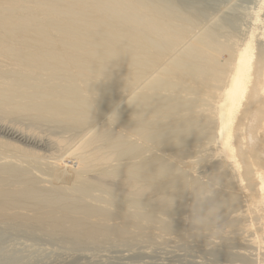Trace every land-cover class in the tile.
I'll list each match as a JSON object with an SVG mask.
<instances>
[{"label": "bare ground", "instance_id": "1", "mask_svg": "<svg viewBox=\"0 0 264 264\" xmlns=\"http://www.w3.org/2000/svg\"><path fill=\"white\" fill-rule=\"evenodd\" d=\"M260 1V6L258 4V9L254 8L256 10L252 14L247 11L251 15V26L242 28L241 16L235 13L234 8L228 16L222 10L219 14H225V17L219 16L220 18L210 22V28L207 21L214 20L215 18H211L214 14L209 15L205 12L207 10H201L209 16H204L206 18L200 22L196 20L197 23L194 24L192 22L195 20H189L191 16L187 15L188 11L183 13L181 6L167 0H128L141 6L131 14L132 18L129 14L99 9L96 5L101 0H0V108H12L13 110L8 109L11 111L8 115L17 111L15 108L39 115L42 113L41 115L51 116V119H62L69 122H64L67 125L81 128L74 138L73 135L70 139L50 137L53 151L45 153L48 154V161L39 162L38 168L44 164L48 165V170L53 169L52 173L54 169H61L60 172L66 170L79 174L78 176L83 174V177L86 173L89 175L90 172L99 170L98 175L94 173L97 175L95 177H79L86 179L84 184L87 189V185L91 188L93 185L94 190L96 187L102 189L108 184L106 182L104 185L103 179L111 178L113 181L109 182H115L114 191H132L130 173L139 166H142L141 175L146 180L162 162L173 163V166L170 164L172 168L182 165L188 167L185 162L189 160L177 159V153H172L171 147L183 144L192 137V131H195L196 139L207 140L203 144L199 141L197 146L210 153L206 160L203 158L206 163L214 160L212 179L218 178L219 185L227 183L230 187L216 202L222 205L221 209L223 206L226 208L242 202L243 205L238 207L237 204L233 212L244 216V229L257 225L259 233L255 232L252 243L257 245L262 254L261 264H264V13L261 14L264 0ZM195 3L194 1L193 4ZM216 10L220 11V8ZM224 19L227 20L226 24H236L242 32L241 37L236 38V32L231 33L235 37L228 32L230 26L226 29V24H222ZM244 19L242 16V20ZM225 36L227 42L224 41ZM101 48H119L120 51L108 63L103 78L97 81L93 80V67L99 59L97 53ZM223 54L226 56L222 57ZM95 89L96 93L90 92ZM126 92L139 97L137 107L127 103ZM3 111L6 113V110ZM113 111H116L117 118L111 124L108 117ZM5 117L2 119L5 120ZM149 120H152L151 124L139 127L141 122ZM162 129L163 134L159 137ZM186 129L191 131L181 134L180 142L177 143L173 133ZM9 132L18 133V137L23 139L19 132ZM21 132L24 134L23 130ZM29 140L24 138L25 142ZM158 141H164L161 144L165 147L148 146V142L157 144ZM16 143L0 139V154L23 156L26 159L46 156H40L39 151L27 150ZM139 148L151 149L148 152H154V156H145L147 158L143 160H139L140 156L134 157L138 161L133 162H126L129 161L126 158V163H121V158H129ZM156 151L158 153L155 154ZM149 158L153 159L148 160ZM3 162L6 163L4 160ZM68 162H73V165ZM73 173L65 179L75 176ZM77 177L76 179L81 180ZM183 178L182 175H176L157 180L142 197L152 198L157 195L158 202L162 204L159 197L170 195L175 202L178 197L187 194ZM2 181L0 215L4 217L12 214L10 210L20 209L25 205L41 203L40 205L47 206L59 201L57 193L38 196L39 192L25 187L15 191L11 185L12 188H4L7 183L2 184ZM173 182L178 183L172 184ZM84 184L82 187L85 188ZM143 187V183L136 186V196L142 195ZM91 192L90 190L89 193ZM32 207L35 212L37 207ZM80 207L82 210V206ZM59 210L58 208L57 211ZM85 210L84 213L82 211L83 214ZM41 211L39 210L40 213L43 212ZM93 211L94 207L92 212H88ZM48 212L45 213L47 217L50 214ZM73 212L80 213V210ZM52 213L58 217L56 212ZM54 214H50L48 218L53 219ZM96 214L99 215L97 212ZM51 221L56 223L55 220ZM51 221L48 219L50 224ZM48 222L47 227L50 225ZM54 223L50 226L59 224Z\"/></svg>", "mask_w": 264, "mask_h": 264}, {"label": "rangeland", "instance_id": "2", "mask_svg": "<svg viewBox=\"0 0 264 264\" xmlns=\"http://www.w3.org/2000/svg\"><path fill=\"white\" fill-rule=\"evenodd\" d=\"M167 1L169 3L173 1L175 2L173 4H178L179 7L181 6L182 9L179 8L178 9L179 12L181 10L183 13L188 11L187 15L189 17L191 16L189 20H191V22L195 20L194 22H192L194 24L200 22V20H204L210 14L212 15L214 14V17L211 18L213 19L215 18V19L214 20L211 19V21L209 20L207 21L209 27L211 26L210 28H212V24L210 22L215 21L216 19H218L219 16L220 17L223 16L222 18L225 17L224 16L225 14L224 15L219 14L222 13L221 12L222 10L224 11L226 10L228 13L224 11L223 13H226V16H228L230 14L229 12L231 11V9L233 10L236 9L235 13L241 16L240 19L242 23L241 24L242 28H247L251 26L250 14H252V11L254 12L256 9H258L260 3L262 2L260 0H207V1L204 0L205 2L203 0H197V1L194 0L196 3L193 4L194 3L193 0H189V1L183 0L185 3L180 0H172V1L167 0ZM180 2L183 4H181ZM184 6H186L187 9H185ZM191 7L193 9H191ZM203 7L204 8L206 7V9H204ZM218 7L220 8V11L216 10ZM197 8L200 10V12ZM263 8L261 10V14L264 13ZM213 9L215 10L212 11ZM201 10L203 12L204 10H207L205 12L206 14L209 15H205V13H203ZM216 11L218 13H216ZM244 11L245 12L250 11L251 13L249 14V12H247L248 13L247 14ZM214 12L216 13V15ZM245 14L247 17L245 16ZM196 15L198 16L196 17ZM242 16L243 18L245 17L244 20L247 22L242 20ZM193 17L194 19H192ZM239 21L240 20L238 18L237 22ZM226 23L227 20L224 19V21H222V24L225 25ZM228 23L229 24H226L225 26H227L226 29H228V25H229L230 28L228 30H230L231 32L228 30L227 31L230 34L232 33V31L236 32L234 34L239 35V36L236 35V38L241 37L240 35H242L241 34L242 32L241 30L240 31L238 30L236 24L235 23L232 24V22H228ZM224 38H225L224 41L227 42L226 41L227 36H225ZM225 56H226L225 54L222 55V57ZM90 92L96 93V89ZM1 108H0V112L2 111L1 113L3 114L0 113V118H1L0 139L5 141L6 140L12 142L14 141L15 143L17 142L16 144H19L20 147L26 148L27 150L29 149L30 151H32L33 149L37 150L36 152L39 151L38 154L39 155L41 154L40 156L46 155L45 156L46 159L40 156H38L40 157V159H26L23 158L21 154L20 155L22 157H16L15 155H11V154L6 155V153L2 155L0 154V170H2L0 174V181L5 179L4 181H2V184L3 182L4 184L7 183L6 184L7 186L3 185L4 188L14 186L13 190L15 191L23 189L22 187L30 188L31 190L36 191V193L39 192L38 196L42 194H43L42 196L49 194L52 195V192L53 195L57 193V197L59 195L58 197L59 199L57 200H59L60 202L58 201L56 203L47 206H45L44 204L40 205L41 203L30 204L31 206L27 204L28 206L25 205L26 207L23 206L22 208L20 209L16 208L15 210L12 209L13 211L12 210L10 211L12 212L13 215L9 213L10 218L11 217L13 218V219L11 218L12 220L9 218V214H7L6 217L0 215L1 216L0 264H261L262 254L257 248V245L255 246V244L252 243L253 242L252 240L255 238V232L259 233L258 231L259 229L255 224L253 228H249V229L243 228L242 223L243 220H245L244 216L242 217L241 215H237V212H233V210L236 209L237 204L239 203L237 204L234 203L230 206H227L226 208L225 206H223L224 208L220 210V216H221L220 223L226 224L224 234L222 238L218 239L216 243L209 248L207 246V241H208L207 235L204 234L196 235L195 233H193L192 231L193 226L187 219L190 218L192 215V205L194 201V194L191 189L187 187V194L178 197L171 208H168L165 205L163 206V204H160L158 202L157 195L152 198L141 197V199L139 196H136L134 203H130L129 197L132 194L131 193L132 191H124V192L114 191L113 187L115 188V182H112L113 179L111 178L109 180L107 178H106L107 180L103 179L104 185L107 182L108 186L105 185L102 189L96 187V190H94L95 187L93 185L92 188L90 187V185H87L88 186L87 189L85 185L86 184L85 180L92 176L94 177L97 176L100 173V172L98 173L99 170H97V172L95 171L97 175L94 174L95 172H90L89 175L86 173L85 174L86 176L84 175V177L83 174L82 176L80 175L81 178H86L82 180L81 178H79L80 177L78 176L79 174L77 175L70 171L66 172V170L65 171L63 170L62 172H60L61 169H56L58 171L55 172L56 170L54 169V172L52 173L53 169L51 168L52 169L51 170L49 168V170L51 171L50 173V171L47 169L48 165L45 166L44 164H42L43 166H45L44 168L42 165L41 167L38 168L39 165L38 163L41 162L42 160H43L42 162H45V160L48 161L47 155L50 153V151H53L52 141H50L52 136H54L55 138L56 137L71 138L72 137L71 135H73L72 138H74L75 137L74 135L77 136L81 128L72 127L70 124L67 125L69 122L64 121L62 119H57V118L51 119V116L41 115L42 113H40V115L39 113L37 114L36 112L34 113V112L25 111L26 112L25 113L21 109L19 110V108H15V110L17 111L14 110L15 112L13 114H10L11 111L9 110H13L11 107H10L11 109L6 107L9 110L3 108L4 110H6V113ZM8 112H10L9 113L10 115H8ZM4 113L7 116H11V117L8 118ZM31 113H33V116ZM3 115H5L6 117ZM4 117L5 120H3ZM59 120L61 122H59ZM64 122H67V124ZM151 123L152 120H149L147 122H141L139 127L149 125ZM99 124L101 123L99 122ZM12 129L15 130V132H19L20 134H22L23 139L21 137H18V133H14L15 135L12 132L10 133L9 130L13 131ZM20 130L21 131L23 130L24 134ZM33 131H35V133ZM163 131L164 129L161 130V134L159 137L162 136ZM7 132L9 133L7 134ZM20 134L19 136H21ZM191 134L192 137L189 140L185 141L183 144L180 145L175 144V146L171 147L173 148L171 149V152L177 153L176 154L177 159L183 161L191 160V159L194 160V157L197 155L199 150L201 152H205L202 151V149L197 145H199L200 143L203 144V142H206L207 140L205 138L201 140L199 138L196 139L195 131H192ZM58 135H62V136H58ZM24 136L30 140L28 142H25ZM162 142L158 141L157 144H155L154 142H148V146L154 147L155 145H157L158 148L165 147L163 144H161ZM144 148H139V150L133 151L129 155V158L124 157L123 160L121 158V161L123 162H121L120 159L118 160V162L124 163L125 162L124 159L126 160V158L127 160H129L126 162L138 161V159L136 158H138V156L141 157L143 155H144L143 157L141 158L139 157V160H143L144 158L146 159L147 157L145 156L148 157L154 156V152H152L153 154L150 153L151 149L149 148L144 149ZM137 152L142 155H138ZM156 153L158 152L156 151L155 154ZM7 156H9V158ZM1 158L6 162L5 164L4 162L2 163L3 160L1 161ZM206 158L207 156L204 159L206 160ZM151 159L153 158H149L148 160ZM204 159L199 163V166L197 168V175L199 177L212 179L214 177L212 171L213 170L212 162L214 160L213 161L211 160V162L209 161L206 163ZM68 164L73 165V162L71 163L68 162ZM170 164L173 166V163ZM26 166L28 168H26ZM31 172L33 173V175ZM72 173L75 176L77 175L78 177L77 176L76 177L81 180L76 179V177L72 175L69 177V180H66L65 178L68 177L67 175H70ZM186 175L192 176V173L187 172ZM72 177H74L75 180L72 179ZM110 180H112L111 183L109 182ZM52 183L54 184V186ZM112 183L113 186L111 187L110 185H112ZM175 183L178 182H173L172 184ZM83 184L86 190L84 187H82ZM15 188H17V190ZM89 188L94 193L92 192H91L92 194L89 193L90 192ZM229 189L230 187L227 183H225L224 185L222 184L219 185V187L216 188L214 193L215 201L219 200L222 197V195L225 193V191L227 190L229 191ZM71 190L74 192H72ZM70 192H72L74 195ZM78 192L84 194L85 198H83L84 196ZM87 194L90 197L87 196ZM69 198L74 199L72 205L70 204V202H72L71 201L72 199L69 200ZM32 205H35L37 207L38 212L39 210H42L43 212L41 211L42 213L40 212L38 213L36 209L34 210L35 212H33L34 208L32 207ZM78 205L82 206V210L80 206L78 208ZM89 205L92 207V209L94 207L93 213L88 212V211L92 212V209ZM240 205L241 206L243 205L242 202H240L238 207H240ZM39 206H43L45 208L43 207L40 208ZM57 206L60 209L59 211H57L58 209ZM29 207H31L30 209L33 212L32 214L31 211H29L30 210ZM46 207L49 209V212ZM27 208L28 211L26 210ZM73 208L74 210H78V211L80 210V213H76L77 211L73 212L74 211ZM17 209H19V211L25 209L24 210L25 212L21 211L20 213ZM45 209H47L45 211L46 214L47 212L50 214H54L52 212H56L58 217L55 216L54 214L52 216H55L57 218L55 217H53V219L48 218L50 214H48L47 217V215H45L44 213ZM83 209L84 210L86 209L85 214H83L84 213ZM95 209H97L96 212L99 213V215L96 214ZM102 209L103 211H99ZM24 213L26 215H22ZM94 213L95 215L93 216L92 214ZM250 215H247L246 217L249 218ZM35 216L38 218L34 219ZM42 216H44V218ZM2 217H4L6 220L3 219V221L1 222ZM41 218H43L47 222L48 219L49 221L55 220V222L56 223L59 222V224H56L54 223V221H51L52 222L51 224L50 222H48L50 225L54 223L57 226L53 225L52 227L49 225V227H47V222L45 221L46 222L45 225L44 220ZM15 219H17L18 221ZM26 219L28 221H26ZM10 220L12 223L10 222ZM39 222L40 224H44L45 226L40 225ZM55 227L56 230L59 228L58 229L59 231L58 230L56 231Z\"/></svg>", "mask_w": 264, "mask_h": 264}, {"label": "clouds", "instance_id": "3", "mask_svg": "<svg viewBox=\"0 0 264 264\" xmlns=\"http://www.w3.org/2000/svg\"><path fill=\"white\" fill-rule=\"evenodd\" d=\"M96 7L112 13L129 14L130 18H132L131 14L141 6L128 2V0H101V2L96 5ZM119 51V48H101L100 50H98L97 55L99 59L96 61L95 67H93V80L98 81L103 78L108 63L118 56ZM126 93L127 103L129 105H135L137 107V105L139 104V97L130 95L128 92ZM137 114L139 113L137 112ZM116 118L117 113L116 111H113L108 117L109 123H115ZM190 131L191 129H186L180 131L179 133H173L176 142L179 141V136L181 134H187ZM209 155V152L198 151L197 155L194 157V163L192 162V159L185 162L188 167H184L182 165L179 168H172L171 165L167 162L159 163V166L157 167L155 173L148 176L147 180L141 175L143 171L142 166L133 169L130 173V179L132 181V194L129 197V201L130 203H134L136 199L135 193L137 191L136 186L140 183L144 184L143 193L140 196L141 199L143 194L150 190L151 185L155 181L166 177H174L176 175L184 176L185 185L189 189H191L194 194L192 215L187 219L193 226V233H195L196 235H207V246L210 248L216 243L218 239L223 237L226 224L220 223V210L222 205L216 202L214 199L215 190L217 187H219L218 178L208 179L199 177L197 175V168L199 166V163L203 160L204 157ZM187 172H191L192 176H187L185 174ZM159 199L161 203L168 208H171L174 204V197L170 195H161Z\"/></svg>", "mask_w": 264, "mask_h": 264}]
</instances>
